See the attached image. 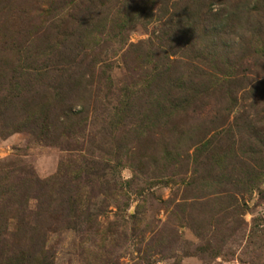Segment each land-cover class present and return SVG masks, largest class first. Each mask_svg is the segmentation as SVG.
Here are the masks:
<instances>
[{"label":"rangeland","instance_id":"obj_1","mask_svg":"<svg viewBox=\"0 0 264 264\" xmlns=\"http://www.w3.org/2000/svg\"><path fill=\"white\" fill-rule=\"evenodd\" d=\"M35 107L70 108L61 143L39 137L26 117ZM80 154L120 156L106 176L131 180L128 213L146 206L129 247L115 253L120 264L136 255L145 258L136 264H173L171 255L176 264H250L244 253L261 255L246 236L264 224V173H253L264 172V0H0L2 181L12 186L8 170L23 167L47 180ZM182 203L183 213L173 208ZM242 203L247 227L231 236L230 209ZM220 219L202 233L224 236L229 257L200 258L190 224ZM48 235L52 264H96L81 256L85 233Z\"/></svg>","mask_w":264,"mask_h":264},{"label":"trees","instance_id":"obj_2","mask_svg":"<svg viewBox=\"0 0 264 264\" xmlns=\"http://www.w3.org/2000/svg\"><path fill=\"white\" fill-rule=\"evenodd\" d=\"M69 82L76 87L80 84L79 81L71 79ZM67 110L70 108H60L58 113L61 114H53L51 110H46L45 115H42L44 112L41 108L38 111L35 107L26 117H30L32 124L34 123L37 128L39 125L41 131L39 137H48L54 143H61V137L70 131L62 118V114ZM68 150L78 151L76 148ZM84 155L80 158L78 156L74 158L73 155L65 157L58 165L55 175L47 180L39 178L31 167L8 170L9 177L13 181L12 186H7L4 179L2 181L3 171L0 169V264H52L48 233L64 229L86 234L84 244L81 246L83 249L81 256L86 263L120 264V257L115 253L124 245L129 247L127 242L145 216L146 206L142 201L135 205L132 213H128L126 187L131 180H122L119 175L114 174L110 178L106 176L108 168L115 171L119 167L120 156H115L110 161L102 158L93 161L85 159ZM257 169L259 173L253 170L254 175L264 173ZM254 175L247 172L243 181L252 183ZM223 192L227 191L223 190ZM96 198L101 199V207L95 209L93 204L95 209L93 211L91 203ZM241 205V207L235 205L230 209V215L235 214V219L227 226L231 229L229 234L231 236L241 232L243 237L247 227L242 217L241 222L238 221V216L243 215L242 211L245 207L244 203ZM109 207L114 208V211L107 210ZM173 208H178L183 213L185 207L182 203L175 204ZM228 209L229 206L223 208V219L230 216ZM109 212L111 219L107 216ZM222 222L221 219L214 223L209 220L206 227L201 224L195 226L194 222L190 224L201 242L196 249L200 258L229 257L227 253L222 252L223 247L228 244L224 243V236L217 237L213 234L207 236L202 233L210 226ZM263 228L264 224H261L260 229H254L255 231L251 229L250 234L246 236L247 247L252 244L254 251L261 254L244 253L250 264H264L261 257L264 254ZM88 235L98 241L94 250L88 246L90 244ZM147 239L148 236L143 234L141 240ZM162 240L159 239V243ZM168 241L167 239L162 250L168 245ZM146 245L148 249L149 242ZM229 255L231 257L233 252L231 254L229 252ZM136 258L145 260L143 256L136 255L133 256L130 264H136L134 263ZM170 258L174 260L173 264H176V258L173 255Z\"/></svg>","mask_w":264,"mask_h":264}]
</instances>
